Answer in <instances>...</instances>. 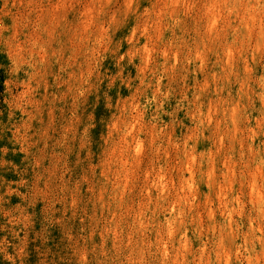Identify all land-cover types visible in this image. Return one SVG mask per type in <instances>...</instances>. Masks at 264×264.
Returning a JSON list of instances; mask_svg holds the SVG:
<instances>
[{"label":"clouds","instance_id":"1","mask_svg":"<svg viewBox=\"0 0 264 264\" xmlns=\"http://www.w3.org/2000/svg\"><path fill=\"white\" fill-rule=\"evenodd\" d=\"M0 264H264V0H0Z\"/></svg>","mask_w":264,"mask_h":264},{"label":"rangeland","instance_id":"2","mask_svg":"<svg viewBox=\"0 0 264 264\" xmlns=\"http://www.w3.org/2000/svg\"><path fill=\"white\" fill-rule=\"evenodd\" d=\"M13 202H15V201H13Z\"/></svg>","mask_w":264,"mask_h":264}]
</instances>
